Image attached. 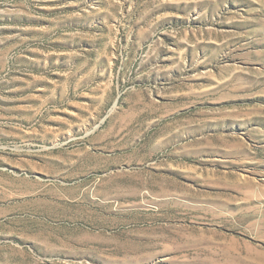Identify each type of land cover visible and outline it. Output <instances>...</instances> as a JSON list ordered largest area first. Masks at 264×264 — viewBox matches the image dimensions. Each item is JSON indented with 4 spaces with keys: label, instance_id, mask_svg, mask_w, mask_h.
<instances>
[{
    "label": "rangeland",
    "instance_id": "374dc122",
    "mask_svg": "<svg viewBox=\"0 0 264 264\" xmlns=\"http://www.w3.org/2000/svg\"><path fill=\"white\" fill-rule=\"evenodd\" d=\"M0 264H264V0H0Z\"/></svg>",
    "mask_w": 264,
    "mask_h": 264
}]
</instances>
